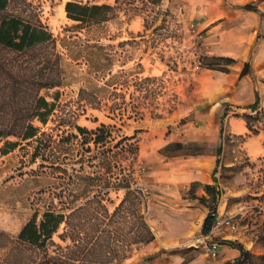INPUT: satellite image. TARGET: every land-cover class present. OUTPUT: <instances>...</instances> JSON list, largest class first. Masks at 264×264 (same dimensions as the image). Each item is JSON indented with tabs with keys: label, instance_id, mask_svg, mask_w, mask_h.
I'll use <instances>...</instances> for the list:
<instances>
[{
	"label": "rangeland",
	"instance_id": "rangeland-1",
	"mask_svg": "<svg viewBox=\"0 0 264 264\" xmlns=\"http://www.w3.org/2000/svg\"><path fill=\"white\" fill-rule=\"evenodd\" d=\"M67 1L12 0L0 10V20L40 19L57 40L56 48L24 51L0 44V126L14 125L15 133L0 141V264L41 259L44 250L20 246L17 238L34 215L39 221L49 209L67 216L47 244L51 255L83 264H187L195 257L215 264L221 256L193 243L206 234L203 225L196 230L171 204L178 180L191 171H180L162 153L192 158L205 151L202 143L176 140L198 126L204 101L198 73L206 67L203 58L218 55L207 54L203 32L188 24L182 0H83L115 6L110 20L83 28L67 16ZM41 97L53 108L46 124L34 117L48 109L36 107ZM28 123L40 131L23 139ZM251 123L264 139V113ZM102 124L108 128L96 145L92 131ZM224 139L213 172L217 184L201 203L208 215L223 193L222 206L238 229H223L215 240L233 235L232 242L263 254L264 154L248 156L244 136L226 132ZM9 141L16 145L4 153ZM136 187L143 193L138 207L154 233L150 242L134 238L130 200L114 214Z\"/></svg>",
	"mask_w": 264,
	"mask_h": 264
},
{
	"label": "crops",
	"instance_id": "crops-1",
	"mask_svg": "<svg viewBox=\"0 0 264 264\" xmlns=\"http://www.w3.org/2000/svg\"><path fill=\"white\" fill-rule=\"evenodd\" d=\"M246 4H252L255 9L245 8ZM182 7L188 24L203 32L207 54L235 60L227 70L204 67L198 73L204 98L197 110L198 126L189 128L187 136L176 141L202 143L205 151L192 158L183 152L174 156L162 153L163 160L174 159L168 163L178 164L180 171H191L189 176L178 180V194L171 198V204L176 211L188 214L190 225L199 230L207 216V207L201 199L209 196L207 185L217 184L213 172L220 158L217 149L222 146L223 150L226 144V132L244 136L241 148L248 156L264 154L261 133H252L242 116L264 110V0H182ZM246 63L250 64L249 71L241 75ZM258 97V110H254L252 105ZM171 143L168 141L162 147ZM231 237L224 235L218 239V257H221L215 264H222L228 255L240 254L231 245ZM187 264L203 263L195 257Z\"/></svg>",
	"mask_w": 264,
	"mask_h": 264
},
{
	"label": "trees",
	"instance_id": "trees-1",
	"mask_svg": "<svg viewBox=\"0 0 264 264\" xmlns=\"http://www.w3.org/2000/svg\"><path fill=\"white\" fill-rule=\"evenodd\" d=\"M12 0H0V10H5ZM152 2L158 3L161 0H150ZM247 9H255L252 4H246L244 6ZM67 16L77 23V27H88L92 24L108 21L112 18L114 14L115 6L110 3H91L90 1L83 0H69L65 5ZM57 40L50 32V30L42 23L40 19H24L16 15H5L0 20V44L9 47L16 51H24L26 49L32 48L34 46L46 45L47 47L56 48ZM57 52V56H58ZM204 66L214 69L227 70L229 64L235 62L234 59L225 56H216L212 58H203ZM249 63H246L241 75L246 74L249 71ZM51 84V85H49ZM43 85L52 86L54 83L52 81H44ZM259 102V97L256 102L252 105L254 110H258L257 104ZM37 108H48L46 111H37L34 117H37L42 123L46 124L48 121V116L52 112V104H50L44 97H41L36 104ZM261 112L264 110H258L256 116L251 113H244L242 116L247 122L248 128L254 134H258L260 130L251 123V119L257 118ZM12 126L6 125L5 127L0 126V141L8 135L15 134L12 131ZM25 130L19 135L23 139H29L35 137L40 131L39 127L33 125V123H28L23 126ZM80 130H84L78 127ZM107 125L102 124L93 134L94 143L97 145L103 142V135L99 132L106 131ZM223 132V128H222ZM9 149L3 150V152H8L11 147L16 145L15 142L9 141ZM91 147H89V150ZM1 151V148H0ZM222 146L217 149V155H221ZM220 159H217V165H219ZM216 169L214 172H216ZM206 189L209 194L215 189V185H207ZM142 191L139 187L129 188L127 190L126 199L120 204L116 209L114 214L118 212L121 207H123L125 201L130 200L131 213L137 221V225L134 227V238L137 241L150 242L154 239V233L152 232L150 226L148 225L145 217L141 214L139 206V199L141 200ZM202 197L201 200H203ZM79 208V207H78ZM78 208H75V212ZM209 213L203 224V233H208L212 225V213ZM113 214V215H114ZM66 214L63 211L47 210L42 214L41 219L37 220V215H34L20 230L18 234V244L20 246H33L38 249L44 250L41 259L36 261H31L27 264H83L76 263V260L71 256L63 253H58L56 255H51L47 250V244L52 239L53 235L58 231L61 224L66 221ZM232 246L237 247L240 250V255L235 261H227L224 264H264V253L263 254H253L250 250L245 248L241 243L230 242ZM58 248L63 249L61 245ZM100 264H116L112 261L102 262Z\"/></svg>",
	"mask_w": 264,
	"mask_h": 264
},
{
	"label": "built area",
	"instance_id": "built-area-1",
	"mask_svg": "<svg viewBox=\"0 0 264 264\" xmlns=\"http://www.w3.org/2000/svg\"><path fill=\"white\" fill-rule=\"evenodd\" d=\"M201 36V33H198ZM199 67L202 66V61L198 62ZM222 201L226 202V197L222 194L221 201L218 206L214 209L212 213V225L208 233L201 236H196L193 243L196 245L203 244L207 250V253L213 257H217L219 253V241L215 240L217 233L223 229H227L232 233L236 232L238 229V222L235 220L234 216L225 210L224 205L222 206Z\"/></svg>",
	"mask_w": 264,
	"mask_h": 264
}]
</instances>
